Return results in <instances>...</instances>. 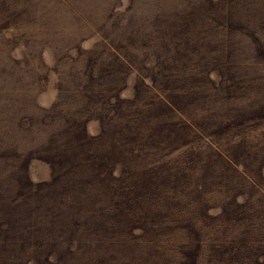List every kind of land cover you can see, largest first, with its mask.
<instances>
[{"label":"rangeland","instance_id":"374dc122","mask_svg":"<svg viewBox=\"0 0 264 264\" xmlns=\"http://www.w3.org/2000/svg\"><path fill=\"white\" fill-rule=\"evenodd\" d=\"M0 264H264V0H0Z\"/></svg>","mask_w":264,"mask_h":264},{"label":"trees","instance_id":"16d2710c","mask_svg":"<svg viewBox=\"0 0 264 264\" xmlns=\"http://www.w3.org/2000/svg\"><path fill=\"white\" fill-rule=\"evenodd\" d=\"M28 195H29V193H28ZM18 214H19V213H18ZM6 222H9V221H6ZM42 245H45V243L43 242V244H41V246H42Z\"/></svg>","mask_w":264,"mask_h":264}]
</instances>
